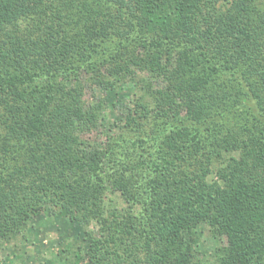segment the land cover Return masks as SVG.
I'll list each match as a JSON object with an SVG mask.
<instances>
[{
    "label": "trees",
    "instance_id": "trees-1",
    "mask_svg": "<svg viewBox=\"0 0 264 264\" xmlns=\"http://www.w3.org/2000/svg\"><path fill=\"white\" fill-rule=\"evenodd\" d=\"M58 1L0 0V107L9 138L13 135L17 141L35 142L25 161L8 172L0 171V238L16 230L20 221L15 222V216L24 221L30 212L45 205L70 210L88 202L101 232L92 255L99 262L114 255L110 261L117 264L118 253L110 249L120 247V236L109 232L99 203L104 192L99 173L103 155L85 150L77 142L69 151L60 149V143L65 142L63 115L70 113L75 122L82 123L95 122L94 116L78 107L76 88L68 91L62 84L64 90L59 94L53 83L48 90L30 88L39 76L33 66L51 62L54 69L64 60L66 63L73 45L51 34L34 41L21 40L14 32L19 21L45 16L48 9L51 21L60 19L63 10L57 8ZM81 5L95 17L111 7L113 19L104 23L112 25V31L120 27L122 41L142 32L149 41L144 47L151 52L140 68L156 72L168 82L167 89L156 92L155 105L145 115L158 118L161 111L165 121L154 126L149 136L129 141L134 155L125 163L136 173L112 182L131 209L120 210L125 226L122 233L143 238L142 250L150 264H201L191 247L198 241L195 228L207 224L212 235L226 240V245L217 249V264H264V3L81 0ZM76 14L79 16L80 10ZM164 40L171 51L183 43L172 71L161 65ZM213 74L228 84L215 87ZM69 123L75 125L72 120ZM205 124L212 125L206 128ZM41 138L49 149H41ZM148 141L153 152L146 163L142 154H147L144 145ZM207 144L224 153L240 152L238 159L228 157L216 170L217 181L213 182L207 180L211 173L208 160L204 164L197 160ZM136 146L142 154H137ZM143 173L147 176L142 177ZM136 205L141 210H132ZM129 254L134 255L133 251L126 252Z\"/></svg>",
    "mask_w": 264,
    "mask_h": 264
},
{
    "label": "rangeland",
    "instance_id": "rangeland-1",
    "mask_svg": "<svg viewBox=\"0 0 264 264\" xmlns=\"http://www.w3.org/2000/svg\"><path fill=\"white\" fill-rule=\"evenodd\" d=\"M228 3L222 4L223 7L228 6ZM260 3H264V0H260ZM56 5L63 10V13H59L60 19L54 18L51 21L48 9L45 16H34L32 19L30 16L19 21L18 29L14 31L21 40L34 41L51 34L54 37L59 36L61 41L66 39L73 45L66 63L64 60L54 69H51L54 65L51 62H45L40 67L33 66L34 74L39 76L30 84V88L44 87L48 90V85L53 83V90L57 89L58 94L64 90L60 89L62 84L68 91L76 88L78 107L83 113H92L95 122H75L76 118L70 116V113L63 115L66 118L62 121L65 142L60 143V149L69 151L70 146L73 147V143L77 142L83 144L85 150L103 155L99 173L103 180L104 192L99 201L100 208L104 211L103 218L107 220L109 232L115 231L121 240L120 247H112L110 252L118 253L117 264H150L148 256L142 250L143 238L137 234L122 233L125 226L121 222L122 217H119L122 213L120 210L131 209L123 201L120 192L112 188V182L121 176L128 177L136 173L131 164L125 163L127 157L132 159L134 155L129 141H133L135 137L149 136L154 126L165 121L161 111L158 118H154L153 114L145 115L147 109L155 105V97L158 96L156 92L167 89L168 82L164 76L140 68L142 60H146L151 52L144 47L149 41L145 40L142 32H134L136 36L130 35L127 40L122 41L121 28L117 27L119 29L114 28L112 31L109 28L112 25L108 27L104 23V20L113 19L115 13L111 7L103 8L95 17L82 8L81 0H60ZM79 10L81 14L78 16L76 13ZM53 13L56 11L53 10ZM150 36L148 35L149 38ZM166 40L179 43L177 39ZM167 41L166 45L160 48L161 65L164 69L172 71L183 49L179 46L183 43L176 47L175 51H171ZM43 71L50 73L43 75ZM213 78L215 79L214 74L212 80ZM104 82L108 85L103 86ZM223 82L221 79L213 81L215 87L228 84ZM54 94L55 91L53 96ZM177 102L180 100L177 99ZM127 119H130L129 125H126ZM70 120L75 123L73 127L68 125ZM211 125L204 126L208 128ZM214 133L221 138L219 132ZM124 140L127 142L124 143ZM206 140L210 141L209 138ZM39 141L42 143V138ZM25 142L15 140L13 135L9 138L0 107V171L8 172L15 164L27 159L29 150L35 147V142ZM151 143L153 146L152 140ZM151 143L148 141L144 145L148 148L147 154H142L140 147L135 148L137 154L145 156L146 163H149L148 155L153 152L149 149ZM208 144L207 149H203L201 155L198 154L197 160L203 164L208 160L211 173L207 180L213 182L217 181L216 170L224 165L228 157L238 159L240 152L233 149L224 153L217 146L212 149ZM44 148L49 149L50 146H45L43 142L41 149L44 151ZM111 157L113 159H109ZM193 163L190 160V164ZM43 172L45 174V171ZM55 172L57 170H53V173ZM141 176L146 177L147 173ZM132 210L141 209L136 205ZM118 217L120 219H117ZM15 218V222L20 221L16 224V230L9 231L5 237L0 238V264H114L113 260L110 261L114 255L109 261L104 259L100 262L92 255L97 249L95 241L101 240V232L98 218H94V208L88 202L71 207L70 210L45 205L35 212H30L28 219L24 221L18 216ZM194 232L198 240L191 247L195 259L201 264H217V249L226 245L225 237L212 235L207 224L198 225ZM119 239H116L115 244ZM129 251H133L134 255H126ZM129 256L131 258H128Z\"/></svg>",
    "mask_w": 264,
    "mask_h": 264
}]
</instances>
